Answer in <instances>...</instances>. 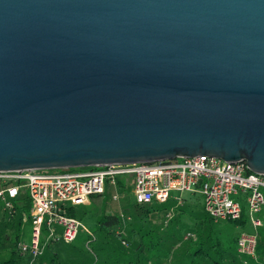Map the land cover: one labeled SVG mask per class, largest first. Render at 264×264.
<instances>
[{
	"label": "water",
	"instance_id": "95a60500",
	"mask_svg": "<svg viewBox=\"0 0 264 264\" xmlns=\"http://www.w3.org/2000/svg\"><path fill=\"white\" fill-rule=\"evenodd\" d=\"M199 155L264 175V0H0V171Z\"/></svg>",
	"mask_w": 264,
	"mask_h": 264
},
{
	"label": "built area",
	"instance_id": "2783aa9c",
	"mask_svg": "<svg viewBox=\"0 0 264 264\" xmlns=\"http://www.w3.org/2000/svg\"><path fill=\"white\" fill-rule=\"evenodd\" d=\"M108 184L116 191L120 184L125 189L131 186L134 200L140 205L165 203L171 198L181 205L184 193H201L205 210L215 221L241 218L243 205L247 204L253 231L240 233L237 249L246 258L256 257L258 229L264 226V175L253 173L244 162L199 155L77 170L0 171V201L4 208L15 211L13 199L20 193H26L31 203L27 219L32 223V237L30 242L19 243L23 252L32 255L29 264H46L38 261L46 245L51 241L74 242L80 230L88 233L87 249L98 261L92 247L97 237L71 214V208L87 203L94 195L105 194ZM245 264L251 263L245 260Z\"/></svg>",
	"mask_w": 264,
	"mask_h": 264
},
{
	"label": "trees",
	"instance_id": "16d2710c",
	"mask_svg": "<svg viewBox=\"0 0 264 264\" xmlns=\"http://www.w3.org/2000/svg\"><path fill=\"white\" fill-rule=\"evenodd\" d=\"M77 169L79 168H71ZM106 195L103 194L99 198L105 199ZM13 202L15 211L0 210L1 214L3 211V216L0 215V264H29L32 255L19 248V243L23 241L19 231L24 223L28 222L27 213L31 203L26 193H20ZM174 204L173 198L165 203H135L137 212L132 217L134 221L131 218L132 225L126 235L118 232L121 229H110L116 225L121 226L118 214H105L98 226L103 238L98 249H95L98 261L90 253L80 255L76 252L73 242H65L68 246H63L62 242L56 241L46 245L38 261L46 264H144V253L152 249L155 250L154 260L148 259L145 264H245V260L251 264H264V226L258 229L256 257L246 258L240 255L237 249L240 234L230 240L228 235L221 236L222 231L216 228L219 222L207 212L201 222L192 228L191 236L183 238L186 235L183 234L174 237L175 235L163 227ZM181 205L178 207L182 209L181 212L187 211V206L189 210L194 211L188 201ZM228 221H233L244 230L253 231L251 226L250 230L247 227L244 214L239 219Z\"/></svg>",
	"mask_w": 264,
	"mask_h": 264
},
{
	"label": "rangeland",
	"instance_id": "374dc122",
	"mask_svg": "<svg viewBox=\"0 0 264 264\" xmlns=\"http://www.w3.org/2000/svg\"><path fill=\"white\" fill-rule=\"evenodd\" d=\"M121 181H123L121 179ZM107 192L105 199L101 198H93L91 197V202L88 204L77 205L71 208L72 215L76 218L80 219L83 224L91 230L92 233L97 237V241L95 244H92L94 249H98L99 245L103 241L102 232L99 231V221L104 219L105 214H118L121 218V226L111 227V230H119L121 229L122 233L126 235L128 228L132 225L131 218L136 214L135 200L132 194L131 188L125 189L122 184L119 186V191H116L113 186L107 185ZM118 195V197H116ZM185 197L184 202L188 201L190 206H193V210H189L187 206V211H182L181 208L178 209L179 205L176 200H174L175 204L171 208V213L168 214L166 221L164 222V228L171 232V234L175 235L174 237H179L180 235L186 234L183 238H188L192 235V228L198 225L199 222L203 219L204 213H206L204 208V198L201 193H189L186 192L183 194ZM185 205V204H184ZM4 202L0 201V210L4 211ZM182 206V205H181ZM245 213V219L247 222V227L250 230L249 217L247 215L248 205H243ZM186 210V208H185ZM2 214L0 215L3 216ZM178 214V215H177ZM207 214V213H206ZM1 218V217H0ZM264 219V216H263ZM134 221V219L132 218ZM216 224V228L222 231L221 236L228 235L227 238L229 240L235 237L237 234L239 235L244 230L240 225H236L233 221L228 220H220ZM61 231V228L59 229ZM20 237L24 242H30L32 237V223L30 221L25 222L22 228L20 229ZM249 232V231H248ZM88 233L86 231L80 230L76 240L73 242V246L75 247V251L80 255L89 254V250L86 246V241L88 239ZM62 245L68 246L65 242L61 241ZM126 247V243L124 242ZM91 247V248H92ZM146 250L144 253V264L148 259H153V254H155V250ZM99 253V251H98ZM154 264H157L154 262Z\"/></svg>",
	"mask_w": 264,
	"mask_h": 264
},
{
	"label": "crops",
	"instance_id": "0c3cea01",
	"mask_svg": "<svg viewBox=\"0 0 264 264\" xmlns=\"http://www.w3.org/2000/svg\"><path fill=\"white\" fill-rule=\"evenodd\" d=\"M128 188H132L131 186L130 187H128ZM108 190V189H107ZM107 190H106V192H107ZM105 192V193H106ZM133 194V193H132ZM99 196H101V195H94V196H92L93 198H99ZM185 198V197H184ZM91 202V198L89 199V201L87 202V203H85V204H88V203H90Z\"/></svg>",
	"mask_w": 264,
	"mask_h": 264
}]
</instances>
